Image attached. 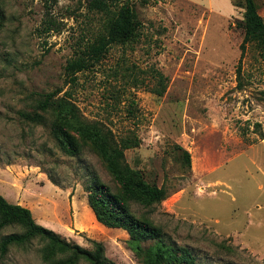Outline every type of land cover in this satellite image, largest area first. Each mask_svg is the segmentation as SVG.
Wrapping results in <instances>:
<instances>
[{
	"label": "rangeland",
	"instance_id": "1",
	"mask_svg": "<svg viewBox=\"0 0 264 264\" xmlns=\"http://www.w3.org/2000/svg\"><path fill=\"white\" fill-rule=\"evenodd\" d=\"M256 1L264 18V0ZM130 2L143 23L137 42L115 45L94 70L80 73L73 99L117 136L135 129L141 137L127 160L168 197L151 206L131 202L138 217L188 247L195 264H264V59L251 44L242 54L245 1ZM46 11L61 29L40 36ZM104 22L88 0H0V192L67 240L89 249L101 241L116 264H140L127 231L104 226L88 205L91 169L120 190L99 153L78 137L81 155L68 156L48 124L20 115L34 112L42 93L70 89L64 72L75 43ZM159 72L163 95L154 92ZM22 231L6 226L0 240ZM44 246L38 239L12 245L0 264H48Z\"/></svg>",
	"mask_w": 264,
	"mask_h": 264
},
{
	"label": "trees",
	"instance_id": "2",
	"mask_svg": "<svg viewBox=\"0 0 264 264\" xmlns=\"http://www.w3.org/2000/svg\"><path fill=\"white\" fill-rule=\"evenodd\" d=\"M244 1L242 54L246 51L247 45L251 44L264 59V18L259 12L256 0ZM88 8L103 14L105 22L94 36L75 43L73 55L67 61L64 72L70 89L42 93L35 99L36 110L22 111L20 115L32 123L48 124L57 146L68 156L81 155L82 145L78 137L90 143L99 153L120 190L114 192L111 186L103 182L98 173L90 168L85 184L88 205L98 222L106 227L127 231L128 245L140 264H195V256L188 247L167 241L160 228L138 217L131 210V202L151 206L168 197V191L164 186L150 183L143 172L131 166L127 160L126 150L141 144V137L137 131L131 129L126 135L117 136L103 119L90 118L73 99V89L79 85V74L94 70L115 45L137 42L143 26L130 0H88ZM41 25L40 36H48L53 31L61 29L50 11H46ZM241 74L240 62L238 77ZM155 76L159 85L154 92L163 95L166 90L165 77L160 72ZM136 80L137 77H134V86ZM111 94L115 99L118 97L114 91ZM107 106L114 107L115 102H108ZM129 113L133 117L137 114L134 99L130 101ZM180 148L186 162L191 165V154L183 147ZM50 179L54 181L51 176ZM12 224L22 226L24 231L1 238L0 257L7 255L12 245H26L38 239L45 243L42 255L48 264H77L81 259L90 264H116L106 256L103 242L93 239L94 247L89 249L69 241L55 230L38 223L29 207L10 202L0 193V232ZM59 255L66 257L57 258Z\"/></svg>",
	"mask_w": 264,
	"mask_h": 264
},
{
	"label": "crops",
	"instance_id": "3",
	"mask_svg": "<svg viewBox=\"0 0 264 264\" xmlns=\"http://www.w3.org/2000/svg\"><path fill=\"white\" fill-rule=\"evenodd\" d=\"M1 194H3L9 201H10V199L1 191L0 192ZM10 202H12V201H10ZM88 202V201H87ZM23 205V204H22ZM25 206V205H24ZM87 207V206H86ZM85 212L87 213V216H92V213L89 211V209L87 208V210H85ZM95 218H96V216H95ZM44 224V223H43ZM87 224V223H86ZM46 226V225H45Z\"/></svg>",
	"mask_w": 264,
	"mask_h": 264
}]
</instances>
